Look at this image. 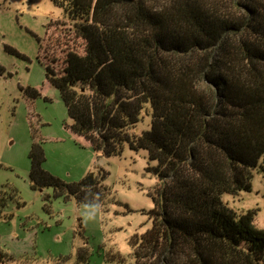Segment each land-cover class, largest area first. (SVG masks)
<instances>
[{
    "label": "trees",
    "instance_id": "1",
    "mask_svg": "<svg viewBox=\"0 0 264 264\" xmlns=\"http://www.w3.org/2000/svg\"><path fill=\"white\" fill-rule=\"evenodd\" d=\"M50 1L82 42L56 70L38 38L43 84L58 90L66 130L101 155L127 144L155 161L146 168L157 179L150 225L129 238L132 264H264L254 211L238 213L222 199L249 191L257 166L264 176V0ZM20 89L31 102L41 95ZM143 114L151 126L139 132ZM28 157L31 188L132 211L112 196L102 168L66 182L43 167L39 141ZM4 205L0 192V217ZM87 258L81 248L78 260ZM105 260L125 258L108 252Z\"/></svg>",
    "mask_w": 264,
    "mask_h": 264
},
{
    "label": "rangeland",
    "instance_id": "2",
    "mask_svg": "<svg viewBox=\"0 0 264 264\" xmlns=\"http://www.w3.org/2000/svg\"><path fill=\"white\" fill-rule=\"evenodd\" d=\"M72 32V22L50 0H0V192L5 197L0 250L7 254L0 264H132L129 238L150 225L146 212L153 201L148 191L157 179L146 168L155 161L146 150L124 144L120 155L94 153L85 170L87 145L66 137L64 103L57 89L43 84L38 38L45 62L58 70L64 51L82 52V42ZM26 86L41 88V95L29 101L20 89ZM150 122V115L143 114L136 129L147 130ZM34 141L44 150L43 167L63 181H77L87 171L102 168L112 196L132 211L123 212L124 206L113 203L103 212L96 204L53 197L51 188H31L28 153ZM222 199L238 213L253 210V223L264 229L259 166L252 171L249 191L225 193ZM81 248L88 252L85 263L78 260ZM108 252H118L125 260L107 261Z\"/></svg>",
    "mask_w": 264,
    "mask_h": 264
},
{
    "label": "crops",
    "instance_id": "3",
    "mask_svg": "<svg viewBox=\"0 0 264 264\" xmlns=\"http://www.w3.org/2000/svg\"><path fill=\"white\" fill-rule=\"evenodd\" d=\"M68 132V131H67ZM65 135H66V137H68V138H71L72 137V135L70 134V135H67V133H65ZM73 138V137H72ZM84 148V150H85V157L87 158L86 159V163H85V161L83 160V167H85L84 169L86 170L87 169V167H88V164H89V161L92 159V157H93V154L94 153H96V152H94L92 149H91V147H89V146H87V147H83ZM98 154H100V153H98Z\"/></svg>",
    "mask_w": 264,
    "mask_h": 264
}]
</instances>
